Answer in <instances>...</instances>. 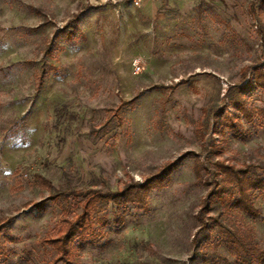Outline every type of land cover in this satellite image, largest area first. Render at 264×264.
I'll return each mask as SVG.
<instances>
[{
    "label": "rangeland",
    "instance_id": "1",
    "mask_svg": "<svg viewBox=\"0 0 264 264\" xmlns=\"http://www.w3.org/2000/svg\"><path fill=\"white\" fill-rule=\"evenodd\" d=\"M121 1L0 0V223L9 220L0 264H63L54 263L48 238L65 216L82 212L83 199L49 201L36 173L56 188L104 194L143 183L182 158L146 207L116 214L113 203L97 201L95 231L72 244L74 264L238 258L233 237L216 224L204 230L201 219L243 226L226 210L203 211L224 176L220 164L262 175L259 119L243 122L245 139L212 131L215 113L237 116L228 91L248 84L253 67H264V5L256 20L248 11L262 0H186L153 24L138 12L125 21L122 8L113 10ZM245 99L264 109V90L254 87ZM253 201L259 215L245 222L264 248V193L255 191Z\"/></svg>",
    "mask_w": 264,
    "mask_h": 264
},
{
    "label": "trees",
    "instance_id": "2",
    "mask_svg": "<svg viewBox=\"0 0 264 264\" xmlns=\"http://www.w3.org/2000/svg\"><path fill=\"white\" fill-rule=\"evenodd\" d=\"M262 5H264V0L261 3L252 1L249 4V14L255 20L258 18L259 12L263 9ZM78 19L79 16H75L72 20L71 23L74 24V27H76ZM73 35V31L67 34L69 38ZM252 73L253 79L251 78L248 84L234 86V88L228 91L229 105L231 104L236 110L237 116L234 119L224 117L225 109L213 115L216 120L212 124L214 134L222 135L224 131L229 130L235 138L245 139L247 133L244 132L243 122L252 123L255 118L259 119L260 125L264 127V109L254 110L245 99L247 93L254 87L264 90V67H253ZM206 114L207 118H205V123L202 125L203 129L209 128L208 116L210 113L206 111ZM218 119H221L220 123L217 122ZM186 155H191V153ZM183 159L166 163L159 173L143 183H129L120 191L104 194L92 189L76 191L69 188V186L56 188L52 181L36 173L34 175L36 184L51 193L48 198L49 201L54 203H69L71 199H83L81 200L82 212L72 220L65 216L57 234L48 238V242H50L56 252L57 258L54 263L61 261L63 264H74L72 244L75 240L83 238L95 231L93 213L97 201L101 203H113L116 214L126 209L129 205H143L142 207H146L150 192L162 188L169 181L173 172L179 167ZM259 168L262 170V175L252 174L249 167L237 168L235 166L220 164L219 169L224 176L220 182L215 183L214 190L209 193L206 204L203 207V211H211V209L226 210L228 214H231L234 218H239L241 221L240 225L243 226H240V229L238 228L236 230L225 226L219 219L212 218L214 221L211 224L201 219L204 230L212 228L216 224L224 228L233 237L228 242L231 245V249L237 253L238 258L232 264H264V248L256 241L253 229L245 222L246 215H259V211L254 205L253 193L255 191L264 193V164L259 166ZM64 176L65 178L68 177L66 172ZM44 205L45 202L38 203L35 204V207L41 209ZM63 213L65 215L68 214L66 209L63 210ZM7 221L9 220L0 223V234L2 233L1 230L6 228L4 225ZM106 224L104 220L103 225L105 226ZM236 246L238 248H235ZM215 258L216 256L210 257V260L215 262Z\"/></svg>",
    "mask_w": 264,
    "mask_h": 264
},
{
    "label": "crops",
    "instance_id": "3",
    "mask_svg": "<svg viewBox=\"0 0 264 264\" xmlns=\"http://www.w3.org/2000/svg\"><path fill=\"white\" fill-rule=\"evenodd\" d=\"M209 1H216V0H209ZM180 2H186V0H144L142 5L140 7H135L129 0H123L116 4V6L113 7V10L118 8H122V16L123 19L126 21L127 15L129 13H140L141 17L145 22L148 24H153L155 21L159 20L161 18L162 12L165 9H173L175 4H178ZM79 23V19H78ZM77 23V24H78Z\"/></svg>",
    "mask_w": 264,
    "mask_h": 264
},
{
    "label": "built area",
    "instance_id": "4",
    "mask_svg": "<svg viewBox=\"0 0 264 264\" xmlns=\"http://www.w3.org/2000/svg\"><path fill=\"white\" fill-rule=\"evenodd\" d=\"M129 1L133 4V6L140 7L144 0H129ZM152 1H157V0H152ZM138 71H140V66L139 65H137L135 73H137Z\"/></svg>",
    "mask_w": 264,
    "mask_h": 264
}]
</instances>
